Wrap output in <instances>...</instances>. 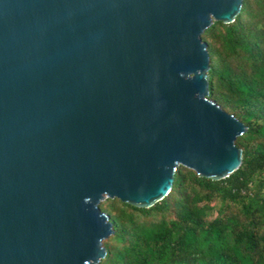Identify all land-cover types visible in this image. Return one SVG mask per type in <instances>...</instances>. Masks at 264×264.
<instances>
[{"label":"water","instance_id":"obj_1","mask_svg":"<svg viewBox=\"0 0 264 264\" xmlns=\"http://www.w3.org/2000/svg\"><path fill=\"white\" fill-rule=\"evenodd\" d=\"M246 0H0V264H98L106 199L222 180L246 127L208 98L202 34Z\"/></svg>","mask_w":264,"mask_h":264},{"label":"trees","instance_id":"obj_2","mask_svg":"<svg viewBox=\"0 0 264 264\" xmlns=\"http://www.w3.org/2000/svg\"><path fill=\"white\" fill-rule=\"evenodd\" d=\"M208 98L246 127L242 164L222 180L178 167L172 191L150 208L100 205L113 233L98 264H264V0L202 34Z\"/></svg>","mask_w":264,"mask_h":264}]
</instances>
